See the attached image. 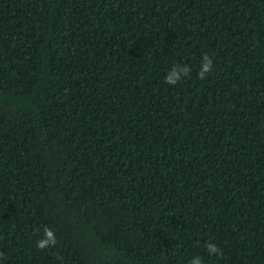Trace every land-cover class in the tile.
<instances>
[{
    "label": "trees",
    "instance_id": "trees-1",
    "mask_svg": "<svg viewBox=\"0 0 264 264\" xmlns=\"http://www.w3.org/2000/svg\"><path fill=\"white\" fill-rule=\"evenodd\" d=\"M197 255L264 264V0H0V264Z\"/></svg>",
    "mask_w": 264,
    "mask_h": 264
},
{
    "label": "clouds",
    "instance_id": "clouds-1",
    "mask_svg": "<svg viewBox=\"0 0 264 264\" xmlns=\"http://www.w3.org/2000/svg\"><path fill=\"white\" fill-rule=\"evenodd\" d=\"M192 68L188 64H173L170 70L164 76V83L167 85L174 86L180 83L186 78H190ZM213 71V59L207 54H203L201 57L199 71L197 73L198 79H206L207 75ZM57 244L55 230L50 226L42 227V236L36 241V248L38 250H45L54 247ZM205 250L209 256H220L222 255V249L216 246L212 242H207ZM57 259L60 258L58 253H55ZM188 264H203V258L199 255L192 257Z\"/></svg>",
    "mask_w": 264,
    "mask_h": 264
}]
</instances>
